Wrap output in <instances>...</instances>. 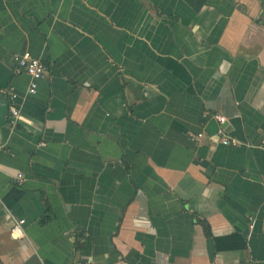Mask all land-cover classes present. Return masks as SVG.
Returning <instances> with one entry per match:
<instances>
[{
  "label": "crops",
  "instance_id": "crops-1",
  "mask_svg": "<svg viewBox=\"0 0 264 264\" xmlns=\"http://www.w3.org/2000/svg\"><path fill=\"white\" fill-rule=\"evenodd\" d=\"M0 264H264V0H0Z\"/></svg>",
  "mask_w": 264,
  "mask_h": 264
},
{
  "label": "built area",
  "instance_id": "built-area-1",
  "mask_svg": "<svg viewBox=\"0 0 264 264\" xmlns=\"http://www.w3.org/2000/svg\"><path fill=\"white\" fill-rule=\"evenodd\" d=\"M14 64V73H26L30 78L31 82L28 87L29 93L33 94L36 91V83L35 81L43 76L46 71V67L44 62L38 58L33 57L29 52L24 53H14L11 58ZM11 99H14V95H11ZM8 117L9 120L14 123L21 119V113L19 108L16 106L14 102L9 104L8 106ZM213 118L217 121V133H216V141L223 144H232L235 145L238 142L236 139L226 136L223 131V124L226 119L222 115L214 114ZM200 134H197L195 138H198ZM17 184H22L24 181V175L22 173H17L16 175ZM25 220L20 218L16 219L12 227L10 229V234H12L15 238H21L24 236L23 225Z\"/></svg>",
  "mask_w": 264,
  "mask_h": 264
},
{
  "label": "trees",
  "instance_id": "trees-1",
  "mask_svg": "<svg viewBox=\"0 0 264 264\" xmlns=\"http://www.w3.org/2000/svg\"><path fill=\"white\" fill-rule=\"evenodd\" d=\"M43 222H44V221H43ZM201 224H202L203 227H204V230H205L206 235H209V234H210V230H209V226H208V224L205 223V222H202Z\"/></svg>",
  "mask_w": 264,
  "mask_h": 264
}]
</instances>
